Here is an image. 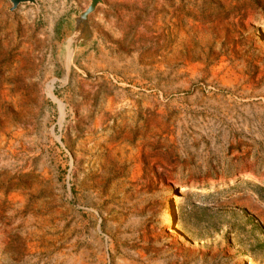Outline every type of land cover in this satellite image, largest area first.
Returning a JSON list of instances; mask_svg holds the SVG:
<instances>
[{"label":"rangeland","instance_id":"374dc122","mask_svg":"<svg viewBox=\"0 0 264 264\" xmlns=\"http://www.w3.org/2000/svg\"><path fill=\"white\" fill-rule=\"evenodd\" d=\"M37 2L0 0V264H264V0H103L68 77L88 2Z\"/></svg>","mask_w":264,"mask_h":264},{"label":"water","instance_id":"95a60500","mask_svg":"<svg viewBox=\"0 0 264 264\" xmlns=\"http://www.w3.org/2000/svg\"><path fill=\"white\" fill-rule=\"evenodd\" d=\"M11 8L15 11L21 5L33 6L39 10L37 0H8ZM87 8L79 14H71L64 25L65 39L57 48V61L62 67L65 76L68 77L71 70L75 68L78 56L87 51L94 44L96 33L92 30L89 18L99 6H103V0H86Z\"/></svg>","mask_w":264,"mask_h":264},{"label":"bare ground","instance_id":"6f19581e","mask_svg":"<svg viewBox=\"0 0 264 264\" xmlns=\"http://www.w3.org/2000/svg\"><path fill=\"white\" fill-rule=\"evenodd\" d=\"M232 182V181H231ZM179 192H178V194H182L183 192H185V191H187L184 187H179ZM169 220H168V222H167V224H166V226L168 227L169 226Z\"/></svg>","mask_w":264,"mask_h":264}]
</instances>
